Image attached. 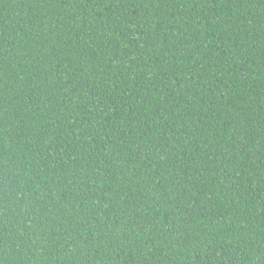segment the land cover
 I'll return each instance as SVG.
<instances>
[{"label": "trees", "instance_id": "1", "mask_svg": "<svg viewBox=\"0 0 264 264\" xmlns=\"http://www.w3.org/2000/svg\"><path fill=\"white\" fill-rule=\"evenodd\" d=\"M0 264H264V0H0Z\"/></svg>", "mask_w": 264, "mask_h": 264}]
</instances>
